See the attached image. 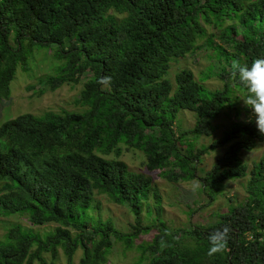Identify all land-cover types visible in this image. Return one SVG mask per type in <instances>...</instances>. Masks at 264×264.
Masks as SVG:
<instances>
[{
	"label": "trees",
	"instance_id": "trees-1",
	"mask_svg": "<svg viewBox=\"0 0 264 264\" xmlns=\"http://www.w3.org/2000/svg\"><path fill=\"white\" fill-rule=\"evenodd\" d=\"M205 26L220 31L217 42ZM200 40L215 54L218 65L210 72L224 83L221 90L208 92L201 82L210 75L199 82L186 69L176 72L174 85L167 78L170 65ZM48 48L65 63L44 81L46 88L84 80L77 109L21 114L0 126V216L57 227L44 237L11 228L0 244V264H45L43 255L54 260L58 249L68 264L78 250L80 264H105L114 243L131 249L153 231L139 246L137 264H264V155L250 170L239 156L264 135L241 121L194 148L200 137H213L212 122L225 109L240 115L233 94L247 89L231 78L232 62L251 66L264 58V0H0V104L10 97L17 68L28 71L34 51ZM180 111L195 115L190 130L175 121ZM223 147L226 154L198 178L201 192L215 201L221 184L248 178L247 201L207 228L166 227L152 179L118 160L122 150L138 151L148 172L188 182L197 178L201 157ZM96 195L128 208L131 232L87 217ZM144 207L151 217L146 225ZM224 226L231 229L227 248L210 257L209 234ZM162 237L169 245L163 250Z\"/></svg>",
	"mask_w": 264,
	"mask_h": 264
},
{
	"label": "rangeland",
	"instance_id": "rangeland-1",
	"mask_svg": "<svg viewBox=\"0 0 264 264\" xmlns=\"http://www.w3.org/2000/svg\"><path fill=\"white\" fill-rule=\"evenodd\" d=\"M205 28L208 34L214 35V40L216 41L220 31L213 27L205 26ZM10 42L12 43V39H10ZM203 44L204 41L200 40L195 47V51L179 58L170 65L167 78L173 85L176 72L186 69L192 72L194 79L199 82L205 74L210 75L209 79L201 82L203 88L208 92L223 88L224 83L222 80L213 77L210 72V68L213 67L215 70L218 65L214 58L215 54ZM54 51L52 48L34 51L31 58L27 61L28 71L23 72L20 68H17L10 83V97L7 100L4 99L0 104V126L18 115L26 113L41 117L47 113L76 111L77 107L74 101L82 90L84 80L77 84L66 83L55 90H48L44 83L47 78L56 77V69L65 63V61H57ZM229 85H232L231 82H229ZM246 95H248L247 91L233 94L234 97H238L236 102L237 107L240 109V115L237 116L235 111L225 109L212 122L216 128L213 137H200L194 142L195 150L203 146H209L213 140L220 138L222 133L228 130L233 123L247 121L250 110L244 106L241 100ZM175 121L178 122L180 130L186 131L194 127L196 117L189 111H180ZM253 123L255 122L253 121ZM226 149V147L216 149L202 156L199 164L196 165L198 170L197 178L188 182L170 181L163 177L159 171L148 172L145 168V156L138 151L122 150L118 160L122 161L130 172L140 173L152 179V183L161 197L160 219L166 227L172 230L196 227L207 228L210 223H216L219 215L226 214L230 208L247 201L246 183L248 178L228 180L221 184V195L217 196L215 201L210 200L205 193L201 192L199 176H203L205 172L209 171L214 162L226 154ZM263 155L264 142H256L252 151H242L239 154L248 170ZM174 172H177V170ZM147 204L151 208L154 205L152 194H149ZM146 210L144 207L141 214L144 225L151 220ZM86 215L94 220L110 221L116 229L123 233L132 231L131 226L134 223V217L130 214L128 208L112 203L103 195L95 196L92 206ZM15 226H20L22 231H28L40 237L52 233L57 227L55 224L33 226L26 216H0V244H3L6 233ZM154 234L155 232L153 231L146 236L140 235L134 241L131 249H125L121 243H114L106 257L105 264H137L142 254L139 246L149 243ZM81 256V251H76L69 264H80ZM43 258L45 264H68L61 249L57 250L54 260L49 254H44ZM33 264L38 263L35 262Z\"/></svg>",
	"mask_w": 264,
	"mask_h": 264
},
{
	"label": "clouds",
	"instance_id": "clouds-1",
	"mask_svg": "<svg viewBox=\"0 0 264 264\" xmlns=\"http://www.w3.org/2000/svg\"><path fill=\"white\" fill-rule=\"evenodd\" d=\"M230 76L247 89L248 95L241 99L244 106L250 110L246 122L254 121L258 132L264 135V58L255 59L251 66L234 60ZM104 79L110 78L106 77ZM230 231L231 229L228 226H224L222 229L209 234L210 247L208 255L210 257L226 250ZM168 246L167 241L162 237L160 241L161 250Z\"/></svg>",
	"mask_w": 264,
	"mask_h": 264
}]
</instances>
